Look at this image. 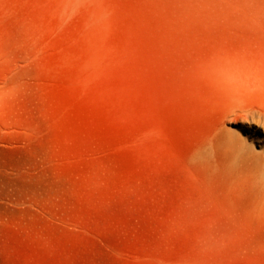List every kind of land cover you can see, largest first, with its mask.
Wrapping results in <instances>:
<instances>
[{
  "label": "rangeland",
  "instance_id": "rangeland-1",
  "mask_svg": "<svg viewBox=\"0 0 264 264\" xmlns=\"http://www.w3.org/2000/svg\"><path fill=\"white\" fill-rule=\"evenodd\" d=\"M0 264H264V0H0Z\"/></svg>",
  "mask_w": 264,
  "mask_h": 264
}]
</instances>
